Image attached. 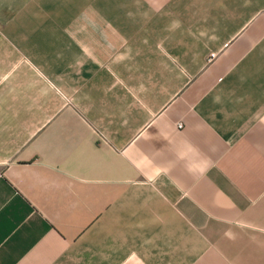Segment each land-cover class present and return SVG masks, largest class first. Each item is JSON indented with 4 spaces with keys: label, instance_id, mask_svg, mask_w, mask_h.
Listing matches in <instances>:
<instances>
[{
    "label": "crops",
    "instance_id": "0c3cea01",
    "mask_svg": "<svg viewBox=\"0 0 264 264\" xmlns=\"http://www.w3.org/2000/svg\"><path fill=\"white\" fill-rule=\"evenodd\" d=\"M0 264H264V0H0Z\"/></svg>",
    "mask_w": 264,
    "mask_h": 264
},
{
    "label": "built area",
    "instance_id": "2783aa9c",
    "mask_svg": "<svg viewBox=\"0 0 264 264\" xmlns=\"http://www.w3.org/2000/svg\"><path fill=\"white\" fill-rule=\"evenodd\" d=\"M178 128H182V126L179 124V125H178Z\"/></svg>",
    "mask_w": 264,
    "mask_h": 264
}]
</instances>
